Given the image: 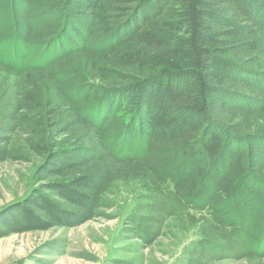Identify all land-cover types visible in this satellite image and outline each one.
Listing matches in <instances>:
<instances>
[{"label":"rangeland","instance_id":"obj_1","mask_svg":"<svg viewBox=\"0 0 264 264\" xmlns=\"http://www.w3.org/2000/svg\"><path fill=\"white\" fill-rule=\"evenodd\" d=\"M15 36L62 57L0 62V264H264V0H0Z\"/></svg>","mask_w":264,"mask_h":264},{"label":"trees","instance_id":"obj_2","mask_svg":"<svg viewBox=\"0 0 264 264\" xmlns=\"http://www.w3.org/2000/svg\"><path fill=\"white\" fill-rule=\"evenodd\" d=\"M18 40H20V39L15 36V40H12L10 42L9 41L8 42L7 41L6 42H0V62L4 65L10 67V68H13L14 70L24 71L30 67L35 68L36 70L46 69L51 64H53L54 62H56L57 60H59L62 57L61 54L58 52V50H55V48H53V49L50 48L49 51L45 52L44 56L39 57L38 59L31 62L30 64H28V62L26 63V61H25V63H21L18 61L20 52L21 51L23 52L22 56H24V59L26 57L30 56L32 54V52L29 50L30 46L28 44L24 43V45H23ZM11 43L13 44L14 47H15V43H16L17 48L15 47V51L10 50ZM216 87L217 86H212L213 91H210V94H213V98H219L220 96L223 95V93L219 92ZM89 115H90V117H92V119H98L101 115V112L95 111V110H93V111L90 110ZM138 149H139V147H138ZM255 181H257V183H252V181H250V185L253 186L252 188L254 189V192L256 190H258L261 192V194L264 193V183H262L258 180H255ZM258 197H260V194H258ZM261 197H262V195H261ZM207 200H208V198H205L198 205L205 207L207 204V205H209V208L210 207L212 208V204H210ZM230 201H231V198H226L225 200L222 201L221 206L229 207L230 205H228V204H230ZM190 203L191 204L189 206H193V203L192 202H190ZM263 204H264L263 201L256 200L254 202L253 206L254 207H260ZM237 224H239V223H237ZM238 238L240 240V239L244 238V236L240 235V236H238ZM242 242H244V241H242ZM242 244L246 250H249V251L252 250L251 248L253 246H255L253 250H257V245H255V244H250L249 247H246V245H244V243H242ZM260 247H263V249H264V245H262Z\"/></svg>","mask_w":264,"mask_h":264}]
</instances>
